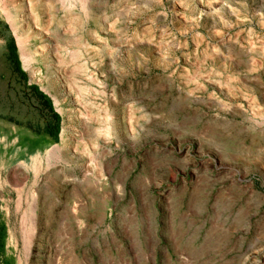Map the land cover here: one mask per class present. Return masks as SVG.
<instances>
[{
	"label": "rangeland",
	"instance_id": "obj_1",
	"mask_svg": "<svg viewBox=\"0 0 264 264\" xmlns=\"http://www.w3.org/2000/svg\"><path fill=\"white\" fill-rule=\"evenodd\" d=\"M0 264H264V0H0Z\"/></svg>",
	"mask_w": 264,
	"mask_h": 264
},
{
	"label": "trees",
	"instance_id": "obj_2",
	"mask_svg": "<svg viewBox=\"0 0 264 264\" xmlns=\"http://www.w3.org/2000/svg\"><path fill=\"white\" fill-rule=\"evenodd\" d=\"M14 60L16 62L17 69L21 70V63H20V61H19V59H18L16 54H14ZM34 88H35L37 97L42 99L48 105V107H50V109L53 110L51 98L46 93H44L42 90H40L38 87L35 86ZM54 116L57 119L56 122H57V125H58L59 124V115H58V113H54ZM51 141H53V139Z\"/></svg>",
	"mask_w": 264,
	"mask_h": 264
},
{
	"label": "crops",
	"instance_id": "obj_3",
	"mask_svg": "<svg viewBox=\"0 0 264 264\" xmlns=\"http://www.w3.org/2000/svg\"><path fill=\"white\" fill-rule=\"evenodd\" d=\"M46 135H47V134H46ZM46 135H45V136H46ZM46 137H47V139H48V138L50 139V136H49V135H47Z\"/></svg>",
	"mask_w": 264,
	"mask_h": 264
}]
</instances>
